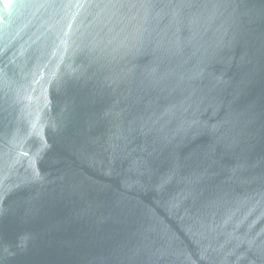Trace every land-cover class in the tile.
<instances>
[{"label": "water", "instance_id": "1", "mask_svg": "<svg viewBox=\"0 0 264 264\" xmlns=\"http://www.w3.org/2000/svg\"><path fill=\"white\" fill-rule=\"evenodd\" d=\"M0 264H264V0H0Z\"/></svg>", "mask_w": 264, "mask_h": 264}, {"label": "built area", "instance_id": "2", "mask_svg": "<svg viewBox=\"0 0 264 264\" xmlns=\"http://www.w3.org/2000/svg\"><path fill=\"white\" fill-rule=\"evenodd\" d=\"M4 4H6L8 2V0H1Z\"/></svg>", "mask_w": 264, "mask_h": 264}]
</instances>
